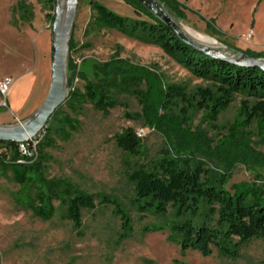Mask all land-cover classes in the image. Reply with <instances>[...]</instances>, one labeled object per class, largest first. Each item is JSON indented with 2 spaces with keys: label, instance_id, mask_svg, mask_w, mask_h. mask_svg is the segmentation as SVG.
<instances>
[{
  "label": "rangeland",
  "instance_id": "obj_1",
  "mask_svg": "<svg viewBox=\"0 0 264 264\" xmlns=\"http://www.w3.org/2000/svg\"><path fill=\"white\" fill-rule=\"evenodd\" d=\"M96 1L122 17L138 18L122 0ZM176 1L184 7L180 21L184 27L245 54L264 52V0ZM51 14L49 4L42 0H0V81L13 80L6 99L0 95V125L25 120L48 91L50 23L46 15ZM93 16L88 1L80 0L69 52L74 68L72 89H81L80 76L84 74L91 79L96 73L95 81L100 83L103 68L136 70L142 78L138 88L143 100L132 91L115 94L117 105L107 115L88 103L76 114L63 104L56 118L49 120V127L56 128V120L65 114L79 124L78 131L67 141L52 137V146L45 150L49 161L44 167H35L39 157L34 155L30 164L36 171L25 186L16 184L10 172L0 167V264H173L174 260L187 264H262L264 239H252L236 259L224 258L215 248L209 257L195 250L182 251L172 241L169 216L158 218L136 211L132 185L126 179L127 165H149L163 151L174 155V147L192 146L194 163H203L214 173L229 174L227 188L234 183L264 180V141L254 124L247 139L217 146L227 135L226 127L241 103L251 101L234 95L214 124L207 122L202 111H196L191 113L186 129L178 126L158 107V84L184 87L192 95L209 83L195 78L153 43L115 30L97 31L92 27ZM128 129L140 140L137 156L124 153L115 144L114 138ZM37 186L45 192L75 188L94 197L96 207L81 211L79 230L65 219L64 209L57 202L53 203V218L41 220L31 210ZM103 196L115 198L131 222V232L123 241L119 240L121 221L112 207L97 205Z\"/></svg>",
  "mask_w": 264,
  "mask_h": 264
},
{
  "label": "trees",
  "instance_id": "obj_2",
  "mask_svg": "<svg viewBox=\"0 0 264 264\" xmlns=\"http://www.w3.org/2000/svg\"><path fill=\"white\" fill-rule=\"evenodd\" d=\"M42 1L49 4L52 12L51 15H46L51 26L55 0ZM87 1L94 13V29L115 30L127 37L153 43L195 78L209 83V86L198 88L192 95L184 87H163L158 84V107L178 126L183 125L186 129L191 113L196 111H202L207 122L214 124L218 116L229 107L233 96L242 95L251 103H241L232 123L226 127L227 135L220 139L217 146L234 145L247 139L250 135L249 128L253 124L257 135L264 141V71L257 67H238L194 51L135 0L122 1L134 9L137 19L122 17L96 0ZM159 1L179 21L184 19V7L176 0ZM71 44L72 39L69 52L72 50ZM246 54L264 59V52ZM100 72L103 73L100 83L95 81L96 73L91 79L84 74L80 76L81 89H72L74 68L69 57L68 86L72 90L64 105L70 112L76 114L82 105L88 103L94 110L107 115L117 105L114 95L130 91L138 94L140 101L143 100L144 95L138 88L142 80L138 71H119L118 68L109 67ZM56 114L58 110L51 119H55ZM156 122L159 126L158 118ZM78 127L79 124L65 114L56 120V128L49 127L48 123L35 146V155L39 157L35 167H44V163L49 161L45 150L52 146L53 136L67 141L71 133L78 131ZM114 140L124 153L138 155L140 140L130 129ZM26 147L31 152V145ZM190 148L174 147L175 156L163 151V155L149 165H127L126 179L132 185L133 206L139 214L148 213L158 218L169 216L172 241L182 251L195 250L201 256L209 257L212 248H215L224 258L236 259L245 244L252 239H264V180L234 183L227 188L229 174L214 173L203 163H194L191 156L194 150L192 151V146ZM196 150L199 151V147ZM32 158L33 155L27 156L19 152L15 143L0 144V167L9 171L13 181L19 186H25L30 175L36 171L34 165L30 164ZM54 202L64 209L65 219L76 230L81 228V211L96 207L94 197L82 194L75 188L63 187L45 192L37 186L31 206L33 215L41 220L52 219L55 213ZM97 205L112 207L113 214L121 221L119 240H125L131 232V222L123 207L109 196H103ZM173 264L187 263L174 260Z\"/></svg>",
  "mask_w": 264,
  "mask_h": 264
},
{
  "label": "water",
  "instance_id": "obj_3",
  "mask_svg": "<svg viewBox=\"0 0 264 264\" xmlns=\"http://www.w3.org/2000/svg\"><path fill=\"white\" fill-rule=\"evenodd\" d=\"M135 1L194 51L238 67H257L264 71V59L251 57L219 43L216 46L206 45L192 38L184 31L180 21L159 0ZM79 2L80 0H55L54 19L50 26L48 91L41 104L25 120L14 124L0 125V144L29 142L43 131L54 113L65 103L71 90L68 86L69 48Z\"/></svg>",
  "mask_w": 264,
  "mask_h": 264
},
{
  "label": "built area",
  "instance_id": "obj_4",
  "mask_svg": "<svg viewBox=\"0 0 264 264\" xmlns=\"http://www.w3.org/2000/svg\"><path fill=\"white\" fill-rule=\"evenodd\" d=\"M12 85H13V80L11 78H4L2 81H0V95L4 96L5 99H6L7 95L9 94V91H10ZM4 105H5V103H4ZM40 134H41V132L36 137L31 139L27 143L17 144L19 152H21L23 155H27V156L33 155L34 156L35 155V146L41 138ZM142 135H143V131L141 130L139 132L138 136L141 137ZM29 144L31 145V152H29L27 150V147H26Z\"/></svg>",
  "mask_w": 264,
  "mask_h": 264
},
{
  "label": "bare ground",
  "instance_id": "obj_5",
  "mask_svg": "<svg viewBox=\"0 0 264 264\" xmlns=\"http://www.w3.org/2000/svg\"><path fill=\"white\" fill-rule=\"evenodd\" d=\"M183 29L186 33H188L192 38H194L195 40L203 43V44H206V45H210V46H216L217 45V42L214 41V39H210L204 35H201V34H198L186 27L183 26Z\"/></svg>",
  "mask_w": 264,
  "mask_h": 264
},
{
  "label": "crops",
  "instance_id": "obj_6",
  "mask_svg": "<svg viewBox=\"0 0 264 264\" xmlns=\"http://www.w3.org/2000/svg\"><path fill=\"white\" fill-rule=\"evenodd\" d=\"M40 31H42V32H45L44 30H42V29H40ZM9 92H11V89H10V91Z\"/></svg>",
  "mask_w": 264,
  "mask_h": 264
}]
</instances>
